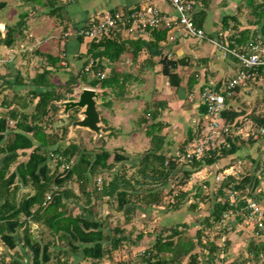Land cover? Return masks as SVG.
Here are the masks:
<instances>
[{"label": "trees", "instance_id": "trees-1", "mask_svg": "<svg viewBox=\"0 0 264 264\" xmlns=\"http://www.w3.org/2000/svg\"><path fill=\"white\" fill-rule=\"evenodd\" d=\"M33 3L42 5L43 7H53L49 14L56 18L61 16L62 7L57 6L56 0H29ZM253 0L247 5H253ZM6 3L0 1V9ZM255 7V6H254ZM261 12V18L264 19V3L257 6ZM22 16H27L23 13ZM237 18L236 15H228L225 18V24L228 19ZM24 19L17 22L18 27ZM257 25V24H256ZM260 25V24H259ZM259 29L250 31L249 29L240 31L231 36L238 42H243L258 32L264 36V22L259 26ZM16 27H8L5 38L2 43L6 46H12L15 42ZM167 29H155L150 31L159 42L166 38ZM85 37L81 35V38ZM121 43L118 39L112 37H103L99 41L90 40V46L86 55L80 58L83 61L81 71L76 74V77H70L68 83L73 85L77 82V76L82 78L88 86L105 89L112 87L115 84L114 70L109 76L101 77V73L105 70L104 60L107 59L111 63L115 62L122 53L126 51L127 43L134 45L136 54L143 47L145 42L143 39L137 41H129ZM135 42V43H133ZM158 42L151 46L158 48ZM46 59L48 65L38 69L32 76H17L13 84L24 88L26 94L20 93V89H15L13 99L7 96L3 100L4 107L10 108L8 116L0 114V155L3 156L2 164L0 165V239L8 245L9 248L14 249L19 243L29 253L28 264H48L55 261V264H67L68 259H61L62 256H69L75 254L81 256L83 259H93L92 264H100V259H113V252L104 244L106 239L112 242L113 249H118L119 244L123 240H130L135 245L138 240L144 236L143 233L137 235V239L133 240L129 234L123 233L118 236L120 232H125L124 229L114 227L112 233L106 232L108 225V217L101 219L96 213V204L110 202L116 203L115 209L118 212L131 213L139 209L147 211L151 206L159 204L162 200L161 190L156 187L165 186L169 183L171 176L175 172L181 171V159L186 160V167L184 169V178L181 177L180 185L185 184L194 172L204 168H212V174L205 181L192 187L190 190H180L174 195L176 202L169 205V209L179 210L187 198H193L195 202L190 205V209L198 206L201 199L203 188L214 186L218 172L227 170L232 165L233 160H239L246 154H250L252 149L261 137L264 130V116H253L254 120L259 124L258 137L254 138V134L249 135L251 147L246 148L242 143L241 135L234 134L232 128L242 125L243 111L237 110L232 104V100L240 90L242 85L234 88L235 94L230 98H226L228 107L222 111L221 116L225 118V126L231 132L224 133L225 143L216 144L210 149L203 147L200 154H195L193 157H186L191 149L197 148L200 143L191 144L199 139V131L195 129V121L190 120L187 124V137L179 145L174 147L178 154L167 155L163 150L166 147L168 151L169 141L167 136L162 134L164 124L160 120H156L157 116H151L154 122L147 125L146 134L151 138L152 146L142 154V158L138 161L128 160V157L117 150L114 158L109 162L110 153L103 149L101 152H95L92 149L82 145L77 140H72L68 145L61 143L68 133V126L62 128L60 137L50 135L45 131L42 121L48 117L50 112H57L58 106L56 101L67 99L63 94L57 92L58 84L51 80L52 70L48 66H54L56 69L60 62L59 56L50 55L49 53H40ZM229 59L232 57L227 56ZM234 60V59H233ZM186 60H171L165 55L160 63L163 65L162 73L168 77L170 84L177 87L179 90L183 77L178 72L179 65L184 64ZM234 60L236 69L234 75L239 72V67ZM87 68V69H86ZM206 71H204L205 73ZM233 75V76H234ZM93 76V77H91ZM232 76V77H233ZM199 78L193 77L187 85L191 89V93L195 92L193 89L197 85V90L202 91L207 85V74H203L201 81ZM230 81L229 77H222L216 88L226 93L224 88ZM197 84V85H196ZM261 86L264 87L262 84ZM68 89V88H66ZM72 92V89H68ZM105 93V91L103 92ZM10 99V100H9ZM34 100H37L34 103ZM14 101H17L18 106H13ZM33 108L30 109V107ZM30 110V111H29ZM207 106L206 104H199V119L196 126H200V122L207 120ZM9 118V119H8ZM77 118H72L71 125ZM146 120V119H145ZM14 122V125L10 124ZM52 118L49 119L51 124ZM208 122V120L206 121ZM239 128V127H238ZM201 130V129H200ZM260 134V135H259ZM102 138V137H101ZM241 140V141H240ZM178 144V143H177ZM229 144V146H227ZM259 145V144H258ZM54 146H56L54 148ZM259 150H264V141L262 145L257 146ZM174 149H171V152ZM170 151V150H169ZM247 151V153H244ZM199 152V151H198ZM21 155L23 158L15 162L12 169L11 164L16 161V157ZM137 161V162H136ZM54 162L51 167L50 163ZM135 172L131 175L127 174L126 165L128 163ZM256 164V172H260L261 176L257 177L247 173L246 175L239 173H229L222 180L221 185L214 189L215 194L221 197L220 201L213 203V210L209 215L205 216L202 224L203 226L212 224L213 226L220 225L226 213L230 212V216L242 221L244 215H251V210L248 209L249 200L261 202L264 198V189L259 188V184L264 180V162L261 160H253ZM122 164V171L115 173L109 179L101 177L100 184L98 183L99 176L104 174L107 170L114 169L117 164ZM63 168L62 170H60ZM259 178V183L255 189V179ZM184 180V181H183ZM23 186L30 187L33 192H28L23 195V198L18 203L16 195L18 190ZM146 185V189L143 187ZM77 191H76V189ZM145 191V192H144ZM260 192V193H259ZM33 193V194H32ZM259 193V194H258ZM48 194L51 195V201L47 204ZM234 199L231 200V196ZM137 197V198H136ZM85 203H84V202ZM95 201V202H94ZM78 213H75V209ZM131 218L128 216V220ZM213 219V221H210ZM45 227L49 239H37L33 233L34 225ZM264 224V220L262 221ZM181 224L172 227H162L155 236V241L152 247L145 250L147 253L142 256L139 261L140 264H169L178 263L182 254L189 256L187 264H198V253L194 252L195 243L192 239L187 241L179 238L174 241L176 236H180L182 230L179 229ZM184 225H187L184 223ZM225 227L222 226V230ZM227 228V227H226ZM167 233L166 232H169ZM226 229L224 233L227 234ZM197 237L201 236V231H197ZM55 241H62L64 248H52ZM61 243V244H62ZM227 244V243H226ZM225 242L220 243L218 247L214 242L210 243L211 252L220 249L222 253L227 252ZM250 251L258 258L260 253L264 252V243H252ZM171 253V254H170ZM18 254V253H17ZM16 254V255H17ZM215 257L211 255L210 261ZM222 258V257H221ZM223 259V258H222ZM209 261V262H210ZM2 264H6L3 263ZM8 264H25L22 258L17 255ZM79 264V263H73ZM232 264H249L248 261L241 263L234 262Z\"/></svg>", "mask_w": 264, "mask_h": 264}, {"label": "rangeland", "instance_id": "rangeland-1", "mask_svg": "<svg viewBox=\"0 0 264 264\" xmlns=\"http://www.w3.org/2000/svg\"><path fill=\"white\" fill-rule=\"evenodd\" d=\"M0 1H3L4 3H6L0 9V55L9 57V60H7V62H2L0 60V113L4 114V116L6 117H9L8 110L7 109L4 110L3 108L4 106H2L3 105L2 101L4 99V96H8V98H12L14 96L15 89H20L19 90L21 91L20 93L24 95L26 94V91H24V88L18 87L15 84H13L11 87L8 86L7 84L9 83V81L13 83L17 74H19V76H22L24 74L27 76H32L36 73L38 69L41 71L42 70L41 67H43V65L46 64V59L44 57L43 59H37V57L39 56L34 54L36 49L39 50L38 48H35V46H33V50H29L28 48H26L27 47V43L25 44L26 41H28L29 45H32V42L29 39L28 33L30 30L29 27L33 26L32 25L33 20L30 22H27V21L31 20V18H38V19L42 18L45 23H48V22L52 23L53 18H56V17L54 15L49 14V11H50L49 7L43 8L41 5L35 4L29 0H0ZM249 3H250V0L242 1V4L240 5V7L237 9V11L234 14L238 16L237 19L235 18L236 23L233 20H230L229 26L233 27L232 25H235V27L238 29V25L239 27L248 26V25L253 26L256 24L261 25L264 22V19H262L260 16L261 12L257 8L258 5L264 3V0H253L252 6L247 5ZM23 12H25L27 16H22ZM21 19H24V20L18 27H16L17 22L20 21ZM44 22H41V23L44 24ZM42 24L39 25L40 28L39 27L38 28L43 30ZM8 27H16L15 42L13 43L12 48L7 47L2 43V40L6 36ZM24 30H27V31L24 32ZM58 31L62 32L61 38H59L60 34L58 35V32L56 33V35L59 38L58 40L60 41V47H64L62 42H64L66 36L64 35L63 30L58 29ZM52 32L48 31L47 33H45L44 30L38 32L40 33L39 36L40 35H42L43 37L49 36L47 39V43L44 44L46 48L47 47L50 48L56 45L55 39L51 35ZM219 32H221L220 35L231 34V30L226 32V30L220 29ZM21 36L23 37L21 38ZM24 37L25 39H23ZM84 39L88 40V43L90 44V40L88 38L84 37ZM39 42H41V40ZM207 42L206 41L200 42L201 48H199L198 53L201 55H205L206 53L208 54L210 53L209 55H211L212 53V55H216L219 57V59L218 58L214 59V61L210 63V66H207L206 68L207 78H208L206 82L207 85L208 83L211 84V82L213 84L216 83L222 77L231 78L234 75L236 65L234 64L235 65L234 66L233 63H230V67L225 68L226 62L229 61L228 57L226 58L224 57V55L227 56L225 52L223 50L215 48L209 41ZM203 45H205V47ZM204 48H206L207 50ZM211 49L212 51L210 52ZM61 50L58 52V54L61 53ZM30 53L32 54L30 56L32 58H35V62L33 63V66L30 65L32 61L27 55ZM24 54L27 56H23ZM60 58L65 59V56L64 58L62 57ZM168 59H171V58H168ZM182 59L184 61V59L186 58L182 57ZM190 60L192 59L188 57L186 61L183 62L184 64H182L183 66L185 65L188 66V68L186 69L187 72L186 71L182 72V75H184L185 79H183V81L181 82V86H180L181 88L183 87L185 89L184 91H181L182 95L184 93L185 96L188 93V90L186 89L187 83H189L193 77L202 78V73L200 72L202 69L199 70L198 68H195V67L193 68L192 66L194 65L189 64ZM198 62L200 63L197 64L195 60V63L197 65L201 66L203 64L201 60H198ZM58 66L60 67L57 68V71L53 70V75H51L52 80L55 83L57 82V84L59 85L58 88L56 89L57 92L59 94L65 95L67 99L65 98L60 101L55 102L59 110L57 112H54V111L50 112L49 116L44 118V120L42 121V125L44 126L45 131L48 134L50 135L56 134L57 137L58 136L60 137L62 133V128L64 126H68L69 127L68 131H70V127H71L70 123H71L72 118L73 119L78 118L80 116L79 112L81 111L80 108H74L70 110L68 113H64V107L60 105V102L65 101V100L75 99L78 93L83 88L90 87V86H88V84H86V82L79 76H77L78 79H75L77 80L75 84L73 85L69 84L67 82L68 79L70 77H74V76L76 77V75L73 74L71 71L66 70L65 66H62L61 64H58ZM63 67L64 69H62ZM204 67L206 66L204 65ZM15 69L17 71H15ZM178 70H179V67H178ZM218 73L221 74L220 77H218ZM163 76L165 75H162L161 79H159L158 82L153 84V87L157 86L160 89L159 97H166L167 95L169 98L175 97L178 94V92L175 91L177 87L173 86L172 84H169L168 86V84H166L167 78ZM149 84L150 83H148V85ZM153 87L151 85L149 88L153 89ZM180 87H179V90H180ZM66 88L72 89V92H70L71 90L69 91ZM95 89H97V87ZM131 93H133L132 95L134 97V99H132L133 101L132 105L134 104L138 106L141 104L146 105V103L141 99L146 98L147 100L151 98L150 91L143 92V94L140 93L139 91H133ZM190 93L191 91H189L188 94ZM36 101L37 100H34V103ZM200 104H202V102H200ZM230 106H234L237 110L239 109L240 111H243V116H241L242 118L241 127L238 126L239 128L238 127L232 128V131H234V133H236L237 136L241 135V140H243L242 143H244L246 148L249 149L252 146L251 145L252 143L251 141H249L248 134H254V137H255V135L259 133L258 130L260 128L259 124L254 120L253 116H259V117L264 116V87L261 86L259 82L242 85L240 90L235 95V98L232 100V104H230ZM32 108H33V105L32 107H30V109ZM142 116H143V113L141 117ZM50 118H52L51 124L48 123ZM125 119L127 121L128 120L130 121L131 118H128V119L125 118ZM152 121H153L152 119H149V122H152ZM192 121H195L194 123H191V124H194L196 130L197 128L200 127L198 129L199 131H197L200 133L199 139L193 144H191L192 147L194 146V144H197V143H200L203 145L205 143H210L212 141H215L217 137L220 136L219 131L211 130V127L209 126V122H206V121L200 122L199 123L200 126L197 127L196 123H198V119L194 117ZM10 124L14 125V122L10 121ZM146 125L147 124H144V122L143 124L141 123L140 125H137L134 123L128 124L126 122L122 125H118V127L115 126L116 128L114 127L112 129L117 130L119 126H122V128L125 130L126 129L132 130L133 128L142 130V127H145ZM138 127H140L141 129ZM175 127H177L179 130L182 131V128L184 129L186 128V124H182L181 127L179 125ZM74 129H80L79 130L80 132L78 131L75 132ZM168 129L171 130L172 128L169 127ZM261 131L263 132L262 133L263 137L257 140L258 142H256L257 144L255 145V148L251 147L252 149H249V151H251L249 155L246 154L245 156L241 157L239 160L237 159L233 160V162L231 163L232 165L230 166L229 169L217 173L216 182L214 183V186H211V187L205 186L203 188L202 195H201L202 200H199L198 206L195 207L194 209H190V205H192L195 202V200L193 198H187L185 199V202L182 204L179 210H174V209L168 210L169 205L176 202V198L174 197L176 193H178L180 190L186 191V190L192 189V185L195 186L199 184L200 182L199 180L201 181L207 180L209 176L213 173L212 168H210L209 166L208 167L206 166L198 170L197 172H194L191 175V178L185 184L180 185V181L182 180L181 177L183 176V179H185L184 169H187L186 167H188L186 166L185 159H181V171L175 172V174L171 176L169 183L167 185L165 186L159 185L156 187L157 190L160 189L162 192V200L161 202H159V204H155L151 206L147 211L145 210L144 212V209L138 208L136 212H131V213L126 214L124 213V211L123 212L116 211L115 206L117 202H114L112 205L110 201V202H107L106 204L104 203V206L102 203H97L98 206L100 205L104 207L103 209L104 212L100 214L101 217H105V218L108 217L109 226H106L107 233L110 232V234H113L112 229L114 227H119L121 229H124L125 232H120L118 236H121L123 233H125V234H129L130 238L135 240L137 239V235L139 233L144 234L143 238L141 240H138L135 245H133L132 241L130 240H123L119 244V248L117 250L113 249L112 242L106 239L104 241V244L107 248H110L112 250L114 256H113V259H109L107 257L100 259L99 260L100 264H140L139 261L142 259V256H145L147 254L145 253V250L152 247L155 241V236L157 235V232L160 231L162 227H172L177 224H181L179 226V229L182 230V233L180 236H176L174 238V241H177L179 238H181L184 241L192 239L195 243L194 252L198 253V264H232L234 262L241 263L242 261H246V260L248 261L249 264H264V252L260 253L258 258L256 259V255L250 251L252 243H261V242L264 243V224L261 223V220L256 215H252V214L246 215L245 214L242 221H239L237 218L233 216L227 215L225 216L224 221L218 226H213L212 224L203 226L202 224L204 217L209 215V213H211V211L213 210V203L216 201H220L221 199V197L215 194L214 189L218 188L221 185V180L227 174L233 172L230 170L233 167H235L234 169L235 170L237 169L239 174L246 175L247 173H251L252 175H254V173L256 172L255 170L256 164L253 162V160L256 159L257 161L261 160L264 162V150H261V149L259 150V148H257V146L262 145L264 141V130H261ZM92 132L93 131H91L89 128L76 126L72 129L70 135H68L69 133L66 134L65 139L63 138V141L61 143H63V145L66 146L70 143V141L72 140L78 141V139H80L79 142L82 145H85L87 148L92 149L94 153L101 152L103 149H106L110 153V157L108 160L109 162L113 160L114 154L118 150V147L120 144L123 147L124 146L128 147L126 150L123 149V152L122 150H120L119 153L121 152L125 153L129 161L135 160V159L139 161L143 156L142 154H144V152L147 151L152 146L151 140L149 141V139H141V141L139 139L137 140L133 139L131 140V143L132 144L139 143V146L135 147V149L132 150L130 149L131 147L129 146L131 144L129 143L130 142L129 140L120 141L119 139L121 138L119 136L111 137V135L105 133L104 128H102V132L100 134L93 132L94 136H92L93 134ZM186 132L187 131H184V133H181V134H177L178 144H176L175 147H179V145H181L184 139H186L187 137ZM208 137L210 140H207ZM212 144L214 143L206 144L207 148H211ZM55 147L56 146H54V148ZM165 149L166 147L164 148L163 151L167 155L171 156L172 153L178 154V151L175 148L172 152H171V149L173 148L171 147H168V151H166ZM244 153H247V151H245ZM22 158L23 157L21 155H18L16 157V161L12 162L11 168L13 169L15 166V162L20 161ZM2 159H3V156L0 155V165L2 164ZM127 163L129 164V162ZM50 165L52 167L54 165V162L50 163ZM121 165L122 164L118 163L114 169L109 170V171L107 170L104 174L101 175V177H103V179H106V178L109 179L115 173L121 172L123 168ZM126 168H127L126 172L128 175H131L135 172V169L132 170L131 167H129L128 165H126ZM62 169L63 168H61L60 170ZM200 173H202V176L199 175ZM197 174L198 176H195ZM256 175L257 177H259V175L261 176L260 172H256ZM263 186H264V180L261 182V184H259V188L261 187L262 189H264ZM143 188L146 189V185ZM31 191L33 192V190L30 187H21L18 190V193L16 195L17 202L19 203L21 199L23 198V195ZM234 196L235 195L231 196V200L234 199ZM50 198L52 197L50 196ZM49 201H51V199L47 197L46 204ZM2 202L3 200H0V203ZM261 203L262 204L259 206L262 209H264V206L262 207V205H264V198L261 200ZM74 211L75 213H78L77 208ZM228 213L230 214V212ZM132 214L138 217L135 219L129 218L128 220V216L132 217L131 216ZM210 221H213V219H211ZM184 223H186L187 225H184ZM222 226L225 227L224 229L228 230L227 234L224 233V229L222 230ZM199 230L201 231V236L198 238L196 233ZM33 233L37 239H40L43 237L46 239H49L51 237L48 234L46 228L41 227V226L33 227ZM167 233H170V231L166 232V234ZM55 242L56 243L53 244L52 248L56 249L58 247L60 248L63 246L62 241L61 242L55 241ZM211 242H214L218 247H220L219 246L220 243H224V242L225 244L227 243L226 246H224L226 247L227 252L222 253L220 249L219 250L216 249L213 252H211V246H210ZM62 248H64V246ZM16 254L22 258L25 264H28V262H30L29 261L30 254L27 253L22 243H19L16 248L11 249L8 247V245H6L2 241V239H0V264H2L3 261L4 263L8 264L14 258H17ZM211 255L215 257L212 261H210ZM61 259H68L67 264H73V263L92 264L91 262L93 260L91 258L83 259L80 255L76 256L75 254L74 255L70 254L69 256L63 255ZM188 261H189V256L182 254L178 263L170 262L169 264H187ZM48 264H55V261H51Z\"/></svg>", "mask_w": 264, "mask_h": 264}, {"label": "crops", "instance_id": "crops-1", "mask_svg": "<svg viewBox=\"0 0 264 264\" xmlns=\"http://www.w3.org/2000/svg\"><path fill=\"white\" fill-rule=\"evenodd\" d=\"M56 1H57V6L62 7V12L60 17L53 18L52 23L50 22L45 23L42 18L41 19L31 18V20L27 21L30 22L33 20L32 21L33 26L29 27L30 30L28 33L32 45H29L28 41H26L25 42V44L27 43L26 48H28L29 50H33V46H35V48H38L39 50L36 49V51L34 52L35 55L39 56L37 57V59H43L42 54L40 53H49L50 55L59 56L62 58H64L65 56V59L60 58L61 60L59 64L65 66L66 70L71 71L75 75L81 71L83 67V61L80 58L82 57V55H86L87 50L89 49L90 46L88 40L84 39V37L81 38L80 30L86 24L87 20L91 15H94L96 13H103L104 11L107 10L129 12V11L141 9L147 5H154L166 13H170V14L176 13L175 9L166 0H56ZM198 1L201 3V7L199 12L195 16V20L199 26L203 27L206 30L209 36L216 37L217 35H220L221 33L219 32L220 29L226 30V32L231 30V34H230L231 36H234V34L237 32L239 34L240 31H244L247 29H249L250 31H255V29H259L258 25H253V26L248 25L241 27H239L238 25V29L235 27V25H232L233 27H231L229 26V21L233 20L236 23L234 17L228 19V23L225 24V19H226L225 17L228 15H234L237 9L242 4L243 0H198ZM43 8H47V7H43ZM49 8L51 10L53 7H49ZM236 17L238 18V16ZM39 20L41 22H44V24H42ZM41 24L45 33H47L48 31L49 32L53 31L51 35L55 39L56 42L55 46L50 48L45 47L44 44L47 43V39L49 36L48 37L47 36L43 37L42 35L39 36L40 33L38 32L43 31L42 29H39L40 28L39 25ZM58 29L63 30L64 35L66 36L64 42H62L64 47H60V41L58 39L61 38L62 32L61 31L59 32ZM26 31L27 30H24V32ZM57 32L58 35L60 34L59 38L56 35ZM22 37L23 36H21V38ZM189 37L181 28H174L167 32L166 38L164 40H161L159 42L155 39V36L150 31L143 37H134V38L119 37L120 39L118 38L120 43L122 40H125L124 42H129L130 40L137 41V39L141 38L145 42V47H143L136 54L137 48H135L134 45L127 43L126 51L122 53L115 62L111 63L107 59L104 60L105 70L103 73H105V76L111 75L113 70L116 73L114 75L115 84H113L112 87H107L105 89L100 88V86L97 87V91L100 93V99L97 101V108L100 112L101 124H102V128H104L105 133L111 135V137L119 136L121 138L119 139L120 141L129 140L130 141L129 143H131V140L133 139L135 140L139 139L140 141L141 139H149L150 141L151 138L146 134L147 125L154 122V120L152 122H149V119H151V116L156 115L157 116L156 120H160L164 124V127L162 129V134H165L167 136V141H169L168 147L174 149L175 145L178 143L177 134H181L184 133V131H187V126L185 129L182 128V131L184 130L183 132L175 126L179 125L181 127L182 124H186V125L190 124V120H192L194 117L199 119V104H200L199 94L201 91L197 90L199 85L196 84L197 85L196 90L193 89V91H195L193 93H195L196 95L195 101H189L190 94L188 93L190 91V88L188 85L186 86V89L188 90L186 96L184 95V93L183 95L181 93V91H184L185 89L183 87L182 88L180 87V90H175L176 92H178V94L173 98H169L168 95L166 97H159L160 89L157 86L153 87V84L158 82L159 79H161V76L164 75L162 73L163 65L160 63V61L165 55H167L168 58H171V60H181L182 57H185L186 59L190 57L192 60H190L189 64H193L194 65L192 66L193 68L195 67L198 68L199 70L202 69L200 72L202 73V75L203 74L205 75L207 74L206 71L207 66H210V63H212L214 59L216 58L219 59L218 56L212 55V53L211 55H209L210 53L209 54L206 53L205 55H201L198 53L199 48H201L200 42H205V41L207 42V40L200 41L198 39H194L192 37L189 38ZM23 39H25V37ZM40 40L41 42H39ZM157 42H158V48L151 46L153 43H157ZM12 46H7V47L12 48ZM203 46L205 47V45ZM60 50L61 53L58 54ZM211 51L212 49L210 50V52ZM27 55L32 61L30 65L33 66V63L35 62V58H32L30 56L32 55L31 53ZM27 55L24 54L23 56H27ZM224 57L226 58L227 56L224 55ZM0 60L2 62H7V60H9V57L0 55ZM195 60L197 64L200 63L198 62V60H201L203 64L201 66L197 65L195 63ZM228 60L229 61L226 62L225 68L230 67V63H233L234 65L233 59L228 58ZM45 65H48L47 62ZM204 65L206 67H204ZM48 67H50V69L52 70L51 75H53V70L57 71V69L54 66H48ZM187 68L188 66L186 65L185 66L179 65L178 72L183 77V79H185V77L184 75H182V72L186 71ZM62 69H64V67ZM15 71L17 70L15 69ZM204 71L206 72L204 73ZM220 75L221 74L218 73V77H220ZM22 76L27 77V75L25 74ZM163 77L167 78L166 84H168L169 86L170 83L168 77L167 76H163ZM199 79H200L199 81H201V78ZM51 80H52V76H51ZM202 82L203 80L201 81V83ZM148 83L152 85L153 89L149 88L151 85L150 84L148 85ZM7 85L11 87L13 83L9 81ZM104 91L105 93H103ZM133 91H139L142 94L143 92L150 91L151 98L147 100L146 98L141 99L146 103V105H142V104L139 106L135 104L132 105L133 104L132 99H134V97L132 95L133 93L131 92ZM5 97L6 96H4V98ZM13 106L19 107L17 101L13 102L12 107ZM3 108L4 110L10 109L7 107H3ZM142 113L143 116L141 117ZM79 118H81V116H79L77 119ZM125 118L127 119L131 118V119L130 121L129 120L127 121ZM126 122L128 124L134 123L137 125H140L141 123L143 124L144 122V124L147 125L145 127H142V130L136 128H133L132 130L131 129L125 130L122 128V126H119L117 130L112 129L115 126L118 127V125H122ZM169 127H171L172 129L169 130L168 129ZM73 128L74 127L71 125L70 131H68L69 133L68 135L71 134ZM79 130L80 129H74L75 132L76 131L80 132ZM92 136H94V133L92 134ZM79 140L80 139H78V141ZM129 146L131 147L130 149L133 150L135 149V147L139 146V143L137 144L131 143ZM127 148L128 147L125 146L123 147L120 144L118 147V151L120 152V150H122L123 152V149L126 150ZM122 154L125 155V153ZM128 166L131 167L130 164H128ZM234 168L235 167H233L230 171H233V173H238L237 169L235 170ZM131 169L134 170V168L132 167ZM199 175L202 176V173H200ZM195 176H198V174ZM199 181L201 182V180ZM22 187L25 186L22 185ZM97 203L100 202L98 201ZM104 203H102L103 206ZM95 206H96V213H98V215L101 217L100 214L104 212L103 210L104 207L100 205L98 206L97 204ZM131 216H132L131 219L133 218L135 219L138 217V216L136 217V215L133 214ZM103 218L105 217H101V219ZM35 226L38 225L35 224L34 227Z\"/></svg>", "mask_w": 264, "mask_h": 264}, {"label": "built area", "instance_id": "built-area-1", "mask_svg": "<svg viewBox=\"0 0 264 264\" xmlns=\"http://www.w3.org/2000/svg\"><path fill=\"white\" fill-rule=\"evenodd\" d=\"M166 1L175 9V14L166 13L154 5H147L141 9L129 12L107 10L103 13L91 15L81 28L80 34L89 40L99 41L103 37L116 39L119 37H143L149 31L155 29L171 30L181 28L187 36L209 41L215 48L223 50L227 56H231L237 62L236 64L240 68L239 72L228 81L227 87L224 88L226 93L216 88L219 79L214 84L212 82L211 84L208 83L199 94L200 102L207 106L206 117L209 126L211 130L219 131L220 136L215 141L204 145L201 144L197 148L191 149L192 151L190 150L186 157H193L195 154L199 155L203 147L210 149L207 148L206 144L214 143L211 145L214 147L216 143L224 144L226 142L224 133H229L231 130L225 126V118L221 116V113L228 107L226 98H231L235 94L234 88L238 85H247L255 82L264 85V36L261 32H258L243 42L233 39L230 34L217 35L216 37L209 36L206 30L199 26L195 20V16L201 7V3L198 0ZM100 75L105 77V73ZM189 99L190 101H195V93H190ZM257 137L258 135H255L254 138ZM207 140H210L209 137ZM100 182L101 176L98 179L99 184ZM50 196L48 195L49 199ZM261 204V202L249 200L248 209L251 210L250 214L256 215L262 223L264 220V209L259 206ZM227 215L230 214L226 213L225 216Z\"/></svg>", "mask_w": 264, "mask_h": 264}, {"label": "water", "instance_id": "water-1", "mask_svg": "<svg viewBox=\"0 0 264 264\" xmlns=\"http://www.w3.org/2000/svg\"><path fill=\"white\" fill-rule=\"evenodd\" d=\"M100 98V93L92 87L83 88L75 99L65 100L60 102L64 107V113H68L74 108H80L81 118L73 121L72 126H81L89 128L91 131L100 134L102 132L101 116L97 108V101ZM259 183V178L255 179L254 187Z\"/></svg>", "mask_w": 264, "mask_h": 264}]
</instances>
